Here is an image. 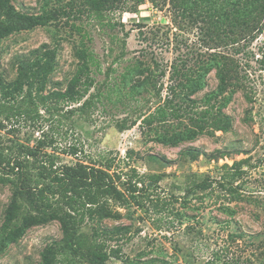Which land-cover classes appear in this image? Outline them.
I'll list each match as a JSON object with an SVG mask.
<instances>
[{
	"label": "rangeland",
	"instance_id": "1",
	"mask_svg": "<svg viewBox=\"0 0 264 264\" xmlns=\"http://www.w3.org/2000/svg\"><path fill=\"white\" fill-rule=\"evenodd\" d=\"M15 7L27 13H40L43 8L65 7L70 12L71 0H12ZM80 3L76 0V3ZM75 4V2H74ZM132 1L125 7L107 11L103 17L77 10L65 14L45 26L23 30L4 38L0 44V77L6 81L17 75L18 61L43 44L57 47L56 67L50 76L49 89L64 90L76 71L77 45L81 34L99 61L92 76L95 84L87 96L101 93L85 112H69L79 104H64L62 110L49 115L40 110V120L16 123V131L0 129V146L16 148L18 143L34 145L39 138L54 140L59 161L75 163L79 159L98 164L111 161L121 181H137L141 189L137 198L123 205L111 200L112 207L122 213L119 218L87 221L84 230L91 233L96 227L101 239L111 247H120L118 258L110 264H127V259L140 263L156 258L157 264H208L215 244L210 237L218 233L227 237L229 231L240 229L252 239L264 232V31L238 56L247 69V92L238 91L225 111L233 118V125L215 135L202 134L176 145L153 140L142 126L144 115L154 110L157 97L151 93L137 99L127 95L107 94L109 85L121 84L126 66L137 58L149 62L157 60L168 66L177 55L190 48H201L196 26L176 27L169 4L163 9L150 1L133 12ZM73 10V9H72ZM247 52V53H246ZM207 87L196 97L202 98L216 88L218 80L212 71ZM167 80V77L166 79ZM128 92V87L123 89ZM124 93V94H125ZM165 91L163 92V94ZM73 146L78 154L64 152ZM244 161L242 176L235 178L240 185V198H234L220 187L197 190L186 195L195 181L208 176L219 179L223 173L231 178L235 170L226 165ZM158 174V183H150L149 175ZM144 181H140V179ZM139 181V182H138ZM144 182L147 183L142 189ZM12 189L0 183V226ZM236 209L231 216L224 210ZM232 221L227 224V221ZM126 225L127 233H111L113 227ZM62 237L61 225L54 220L30 228L17 242L0 251V264H37L45 246ZM241 247L233 248V264H241L246 257ZM237 257L240 262L237 263ZM253 257V256H252ZM253 261L248 264H258ZM78 264H87L79 262ZM222 264V263H221Z\"/></svg>",
	"mask_w": 264,
	"mask_h": 264
},
{
	"label": "trees",
	"instance_id": "2",
	"mask_svg": "<svg viewBox=\"0 0 264 264\" xmlns=\"http://www.w3.org/2000/svg\"><path fill=\"white\" fill-rule=\"evenodd\" d=\"M71 0L70 12L65 7L43 8L40 13L18 10L12 0H0V44L13 33L45 26L61 16L77 10L103 17L107 11L125 7L128 0ZM133 12L150 1L163 9L169 4L173 23L176 27L196 26L201 48H190L184 55H177L168 66L157 60L149 62L137 58L129 63L122 73L121 84L109 85L107 94L127 95L137 99L143 94H153L158 101L153 111L144 115L142 126L153 140L176 145L192 140L202 134L215 135L216 131H226L233 125V118L225 108L233 101L238 91L247 92L249 74L238 55L244 51L264 31V0H131ZM75 2V4H74ZM73 9V10H72ZM77 45L78 65L64 90L49 89L50 76L56 67L57 47L47 44L32 50L28 56L18 61L17 75L11 81L0 77V129L11 127L15 132L16 123L40 120V110L49 115L62 110L65 103L79 104L69 112H85L100 98L101 93L90 94L95 84L92 76L99 61L93 49L84 41L85 33ZM247 53V52H246ZM264 63V60H262ZM215 71L218 83L215 89L202 98L196 95L208 85L209 74ZM167 77V80H165ZM128 87V92L123 89ZM165 93L163 94V92ZM125 93V94H124ZM54 140L39 138L34 145L18 143L17 147L0 146V183L12 189L10 201L5 209L0 226V251L19 241L27 231L37 225L58 221L62 237L47 244L37 264H110L112 257L118 258L120 247H111L99 236L96 227L91 233L84 230L87 221H102L119 218L122 213L112 207L111 200L123 205L130 197L137 198V181H121L111 161L98 164L79 159L75 163H62L55 149L49 151ZM77 155L73 146L65 150ZM244 161L226 165L235 170L231 178L223 173L219 179L208 176L195 181L185 196L197 190H214L220 187L234 198H240V185L235 178L245 173L241 169ZM150 183H158L160 175H149ZM140 181H144L142 178ZM139 182V181H138ZM146 184L142 189H145ZM127 193L129 195H127ZM224 210L233 216L236 209L229 205ZM232 221L228 220L227 224ZM129 227L118 225L111 233L118 237L127 233ZM212 236L211 258L208 264H233L230 256L233 248L241 247L246 254L241 264H248L253 257L258 264H264V232L259 233L248 245L245 231H229L227 237ZM253 256V257H252ZM156 258L140 263L127 259V264H157ZM237 263L240 257H237Z\"/></svg>",
	"mask_w": 264,
	"mask_h": 264
}]
</instances>
